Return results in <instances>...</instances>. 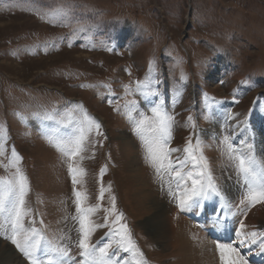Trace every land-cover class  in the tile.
Instances as JSON below:
<instances>
[{
    "label": "rangeland",
    "instance_id": "374dc122",
    "mask_svg": "<svg viewBox=\"0 0 264 264\" xmlns=\"http://www.w3.org/2000/svg\"><path fill=\"white\" fill-rule=\"evenodd\" d=\"M161 103L173 118L171 139L153 160L145 142L153 133L146 124L141 139L136 122L153 119L151 109ZM85 113L100 128L85 132L83 151L73 156L71 146L58 149L57 140L78 135ZM263 133L264 0H0V177L21 170L27 178L24 224L39 225L48 240L70 251L78 245L79 191L81 206L96 208L88 216L94 229L89 242L110 244L114 264L141 259L120 248V225L147 264H226L230 254L222 260L212 238L172 241L166 217L179 207L184 187L192 186L187 172L196 178L204 171L203 162L188 159L181 167L179 161L191 141L224 198L245 194L224 139L245 153L251 144L264 161ZM13 148L20 157L15 166ZM168 172L185 185L178 193ZM243 224L255 225L242 233L264 232V204ZM0 230V239L24 257ZM195 247L206 255L188 253Z\"/></svg>",
    "mask_w": 264,
    "mask_h": 264
},
{
    "label": "snow or ice",
    "instance_id": "6c2138e0",
    "mask_svg": "<svg viewBox=\"0 0 264 264\" xmlns=\"http://www.w3.org/2000/svg\"><path fill=\"white\" fill-rule=\"evenodd\" d=\"M141 84L147 86L145 82H141ZM153 94L156 95L157 93ZM132 104L135 105V101ZM151 111L154 114V118L150 120L149 117L145 116L143 119L137 121L136 130L138 133H141V139H144L142 133L144 126L146 124L148 125V129L153 133V138L150 142H145L148 144L150 156L155 160L158 158V154L163 151L168 140L171 139V123L173 118L164 113L162 103L157 104ZM128 115L131 118L130 111ZM44 119L53 120L54 117L52 115H45ZM189 119L191 120V117ZM91 125H95L97 130L100 128V124L91 117H88L85 113L84 120L80 122L78 135L73 136L67 141L57 140L55 146L61 151H66L71 146V154L73 156L78 155L83 151L84 141L87 139L85 132L91 131ZM224 143L230 154L229 158L236 161L238 174L242 176L244 185L246 186V194L240 203L244 204L245 201H248L253 206L257 203H264V161L258 160L252 154L251 144L247 145L249 151L245 153L236 152L229 137H225ZM0 151H2V148H0ZM170 151L176 150L171 149ZM184 151L187 153V157L185 160L179 161L181 167L184 166L186 160L190 159L194 162H203L204 171L196 172V178H194L193 172H187L186 176L192 181V186L190 189L185 188L183 194L177 197L180 210L190 211L194 208H199L201 207L202 199H210L212 196L220 197L223 202L224 196L214 183L210 172H207V161L203 154L201 153L198 161L197 156L194 154L191 141ZM11 157L10 165L15 166L20 157L14 148L12 149ZM163 167L164 165L161 163L157 171L159 172L160 168ZM169 168L175 172L179 180L183 181L185 179V176L181 174L180 170L173 168L171 164H169ZM70 170L74 173L77 171L76 169ZM76 183L77 180L73 176V184L75 185ZM26 192L27 178L18 167L11 178L0 177V219L3 220V223H0V229H5L6 232H10V234L5 235V239L10 240L15 245L16 249L27 258L29 264H67V261L71 259L68 247L60 246L48 240L36 227H25L23 217L28 214L25 208ZM103 192L104 189L101 188L100 199H103ZM172 194L175 195V193ZM75 196L77 198V212L80 214L78 219L81 237L78 241V247L81 250L80 255L83 258V264H111V255H115V252L110 254L108 251L111 245L105 244L103 247H97L89 242L94 229L90 226L88 216L96 208H83L81 206L82 194L79 191H75ZM115 211V197H112L110 212ZM122 215V213L118 214L114 222L118 223L122 219ZM73 219H77V217H73ZM32 223L34 224L35 221H32ZM244 227L245 225L241 222L240 228L243 229ZM120 228L122 231L117 232V235L121 237L120 241H118L120 248L125 252L132 250L134 256L139 255L141 259L136 260V264H147L142 259L143 254L139 252L135 242L131 239V234L127 226L120 225ZM237 236L243 237L240 240L241 245L245 244L250 238V245H258L261 252H264V232L257 233L254 231L242 233L238 230ZM216 247L221 253L222 260H225V253L230 254L226 260V264H248L247 260L240 255L238 249L233 247L232 244L217 242Z\"/></svg>",
    "mask_w": 264,
    "mask_h": 264
},
{
    "label": "bare ground",
    "instance_id": "6f19581e",
    "mask_svg": "<svg viewBox=\"0 0 264 264\" xmlns=\"http://www.w3.org/2000/svg\"><path fill=\"white\" fill-rule=\"evenodd\" d=\"M201 206H202V203H201ZM200 210H201V207H199L198 209L194 208V209L190 210V214L196 215V213H200ZM253 210H256V208H254ZM191 211L196 212V213H191ZM180 212H183V214L185 215V218L178 214ZM187 215H188V213H185L184 211L171 210L169 216L166 217L170 223V226L172 227V230H173L172 241L174 242V244L177 243L176 240H178L180 238H182V242L187 243L186 240L189 241L190 235H195L197 237L202 238L203 240L206 238L205 237L206 235L204 232L199 231L198 228L193 223L189 222V217ZM178 216L181 218V219H179V221H178ZM161 217H162V215H161ZM193 218L195 219V217H193ZM195 220L197 221V219H195ZM184 224H186L185 228H183ZM253 225H255V224L246 225L245 228H249ZM162 226L165 227V222H163ZM190 227H194L193 230H191ZM185 237H188V239H185ZM201 247H195V250L193 252L189 251L188 253H193L198 257H204L206 255V253L200 252ZM15 251L13 250V247H11L10 245H8L5 242L0 240V264H22V261L18 257L19 255H17L15 253ZM213 257L216 260L217 257H216L215 252H213ZM202 262H204V259L202 260ZM111 264H114V263L111 262ZM115 264H117V263H115Z\"/></svg>",
    "mask_w": 264,
    "mask_h": 264
}]
</instances>
